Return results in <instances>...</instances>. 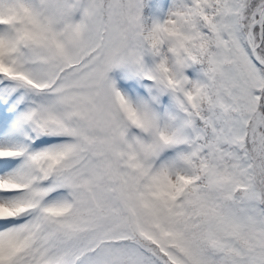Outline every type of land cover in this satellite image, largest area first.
<instances>
[{
    "label": "snow or ice",
    "instance_id": "snow-or-ice-1",
    "mask_svg": "<svg viewBox=\"0 0 264 264\" xmlns=\"http://www.w3.org/2000/svg\"><path fill=\"white\" fill-rule=\"evenodd\" d=\"M0 264H264V0H0Z\"/></svg>",
    "mask_w": 264,
    "mask_h": 264
}]
</instances>
